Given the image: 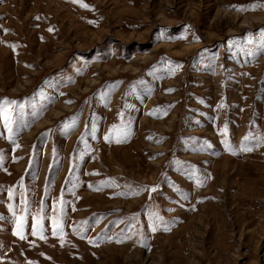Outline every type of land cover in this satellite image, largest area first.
I'll list each match as a JSON object with an SVG mask.
<instances>
[{
  "label": "rangeland",
  "instance_id": "374dc122",
  "mask_svg": "<svg viewBox=\"0 0 264 264\" xmlns=\"http://www.w3.org/2000/svg\"><path fill=\"white\" fill-rule=\"evenodd\" d=\"M82 3L0 0V264H264V0Z\"/></svg>",
  "mask_w": 264,
  "mask_h": 264
},
{
  "label": "snow or ice",
  "instance_id": "6c2138e0",
  "mask_svg": "<svg viewBox=\"0 0 264 264\" xmlns=\"http://www.w3.org/2000/svg\"><path fill=\"white\" fill-rule=\"evenodd\" d=\"M76 2L81 3L82 7H88V5L82 3V0H76ZM250 7L253 10H255L256 8H264V5H252ZM240 10H248V9L242 8ZM262 35H264V33H262ZM177 67H179V65H177ZM10 103H12V102H10L8 100H5L3 102V104H4V118H5L6 122H8L9 119H10L9 113L7 112V106ZM225 131H226V129H225ZM225 143H227V142H225ZM0 160H2V157H0ZM153 191H155V189H153ZM9 197L12 198V191L11 190L9 191ZM64 203L65 202L63 200L60 201V205H61V207H60V213H61L60 219L58 220V218L56 216L51 217V220H52V234L54 236L59 235L61 237V239L63 237L62 217H63V205H64ZM9 209L12 210L13 216H16V212L14 210L13 205L10 204L9 205ZM23 211H24L25 215L19 216L16 219L17 231L15 233L21 240L26 239V236L24 234V226H25V222H26V219H27V214L29 212V208L27 206V202L26 201H25V207H24ZM43 211H44V207L42 206L41 209H40V213L41 214H38V216L36 218V225L33 227L32 233H31L34 236L38 235L39 238L42 239V240L46 239V237L43 235V232H44L43 223H42V221L44 219V217L42 215Z\"/></svg>",
  "mask_w": 264,
  "mask_h": 264
}]
</instances>
